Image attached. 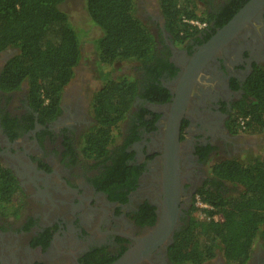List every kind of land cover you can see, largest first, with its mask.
Returning a JSON list of instances; mask_svg holds the SVG:
<instances>
[{"label":"flooded vegetation","instance_id":"1","mask_svg":"<svg viewBox=\"0 0 264 264\" xmlns=\"http://www.w3.org/2000/svg\"><path fill=\"white\" fill-rule=\"evenodd\" d=\"M247 1L201 0L203 27L178 40L159 0H136L137 15L154 40L153 58L124 62L130 69L119 75L110 71L119 63L100 69L95 62L92 82L71 80L51 120L28 99L27 82L11 90L0 86V165L18 187L17 201L0 214V264H111L131 248L138 249L132 264H179L170 246L196 218L198 203L206 204L201 192L233 187L214 174V164L241 161L262 141L261 133L240 127L235 115L254 99L247 82L264 68V5L258 20L251 18L213 54L190 65ZM16 53L0 50V75ZM100 70L136 80L137 90L114 141L97 156L85 135L95 125L90 102L102 81ZM187 71L194 75L171 150V105ZM170 197L175 208L166 214L164 232L141 245ZM202 264L225 262L217 253ZM245 264H264L263 248Z\"/></svg>","mask_w":264,"mask_h":264},{"label":"trees","instance_id":"2","mask_svg":"<svg viewBox=\"0 0 264 264\" xmlns=\"http://www.w3.org/2000/svg\"><path fill=\"white\" fill-rule=\"evenodd\" d=\"M63 1L0 0V50H17L2 69L0 86L11 90L27 82L28 99L49 120L59 114L61 94L81 59L80 35L60 9ZM200 1L159 0L167 27L178 40L197 31L187 20H207L199 11ZM135 4L136 0H84L87 15L99 31L90 42L98 68L124 62L146 64L153 58L154 40ZM247 88L254 99L238 107L235 119L245 131L264 133V68L251 75ZM136 90L134 79L102 74L90 102L95 125L85 135V143L97 156L105 154L117 136ZM212 169L233 187L201 192L209 207L203 209L205 217L193 218L170 246V256L179 264H202L217 253L225 264H245L257 242L264 253V159L224 160ZM17 188L16 180L0 165V214L17 201Z\"/></svg>","mask_w":264,"mask_h":264},{"label":"water","instance_id":"3","mask_svg":"<svg viewBox=\"0 0 264 264\" xmlns=\"http://www.w3.org/2000/svg\"><path fill=\"white\" fill-rule=\"evenodd\" d=\"M264 5V0H248L238 11L237 13L228 21L226 25L223 26L200 50L196 56L193 57L190 65L197 64L200 60H204L213 54L218 48H220L223 44L229 41L236 33L244 27L247 23H249L250 19L253 18L255 20L259 19V15L261 14L262 6ZM194 75L193 72L187 71L183 74L180 80L177 82L176 89V97L171 105V109L176 108L173 113V117L169 126V137L173 142H168V148L171 149V145L175 143L179 122L182 114V107L184 102L188 96V91L191 87L190 84V76ZM194 81V76L192 77ZM172 150V149H171ZM174 152L169 154V157L174 156ZM171 162L168 158L166 161ZM177 192V188L173 190L171 195H175ZM175 205L173 204L171 197L165 201L164 211L160 217L159 223L152 231L148 233V237L142 239L141 245H145L147 243H151L155 241V239L161 234V232L165 230L166 225L168 224V217L166 216L169 210H173ZM153 245L155 243H152ZM137 248H131L126 251L119 259L114 261L111 264H132L137 258Z\"/></svg>","mask_w":264,"mask_h":264},{"label":"rangeland","instance_id":"4","mask_svg":"<svg viewBox=\"0 0 264 264\" xmlns=\"http://www.w3.org/2000/svg\"><path fill=\"white\" fill-rule=\"evenodd\" d=\"M142 4H140L141 7ZM60 9L64 11L73 27L78 31L80 35L81 40V51H82V58L79 64L74 69V76L72 78V81L76 78L79 80H82L84 78L89 79L91 78L92 82V76L94 75V66H96V58H95V52L93 51V47L91 46V40L95 39L99 35L98 29L92 24L91 20L89 19L85 6H84V0H64L60 4ZM129 64L122 63L120 65H116L114 68H111L110 71L114 75H119L121 71L126 72L130 68ZM109 71V69H107ZM122 72V73H123ZM90 81L87 82V84L91 83ZM86 84V85H87ZM99 82L95 83L94 86L97 87ZM93 85L91 84V88H93ZM90 88V89H91ZM252 134V132H249ZM248 133V134H249ZM260 134V133H259ZM255 135V134H252ZM251 136V135H250ZM262 141L260 142V147L256 146L255 149H251L250 152L247 153V155H243L242 161L250 163L252 160L256 158L264 159V133H261ZM118 141V138L116 139ZM258 147V148H257ZM209 208V207H207ZM206 209V208H204ZM196 218L202 219L205 217V213L203 209L200 206H197L196 210ZM215 218H219L216 216ZM258 248V250L262 249V245L260 242H257L254 247V251ZM253 251V253H254ZM252 253V254H253Z\"/></svg>","mask_w":264,"mask_h":264},{"label":"built area","instance_id":"5","mask_svg":"<svg viewBox=\"0 0 264 264\" xmlns=\"http://www.w3.org/2000/svg\"><path fill=\"white\" fill-rule=\"evenodd\" d=\"M188 24H190L192 27L200 29L203 27L204 23H202L201 21L197 20V19H191V20H187ZM198 206H200L202 209L207 208L208 205L207 204H200L198 203Z\"/></svg>","mask_w":264,"mask_h":264}]
</instances>
